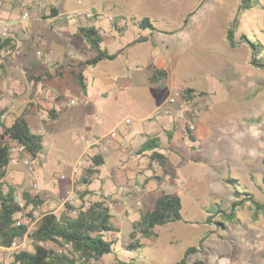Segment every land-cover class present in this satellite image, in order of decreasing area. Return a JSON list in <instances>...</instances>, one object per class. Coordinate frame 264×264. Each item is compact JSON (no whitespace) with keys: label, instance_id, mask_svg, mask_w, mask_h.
<instances>
[{"label":"rangeland","instance_id":"1","mask_svg":"<svg viewBox=\"0 0 264 264\" xmlns=\"http://www.w3.org/2000/svg\"><path fill=\"white\" fill-rule=\"evenodd\" d=\"M242 1L0 0V30L7 28L17 47L15 52L4 54L0 88H5L4 84H9L10 79L19 81L14 93H0L4 112L10 104L26 106L31 94L35 98L41 80H46V87L55 91L56 98L54 101L52 96L40 98L56 104L65 97V103H75L70 112H82L81 120L71 132L64 133V137L72 148L73 144L86 146L81 137L89 131L87 127L93 128L98 139H112L114 133L130 126L127 119L133 121L131 126L137 125V119L160 104V101L153 102L140 112L131 107L134 98L148 99L151 95L149 91L125 90L124 87H129L125 77L147 74L140 85L156 90V98L162 95L168 98L163 105L173 106L176 117L181 114L178 121L184 130L191 125L196 128L191 134L185 131L187 138L173 147L175 156L182 160L175 162L179 173L175 184L181 189L193 185L199 192H183V202L192 193H200L203 195L201 203L192 207L187 200L182 212L184 221L157 228L153 246L151 240L142 239L145 245L130 251L126 249L131 242L130 234L125 228L118 236L107 234L106 239L114 242L113 252L94 264H118V260H134L136 264H180L183 253L192 246L198 251L190 255L185 264L198 261L264 264V212L256 213L252 203L245 202L235 209L233 218L227 217L232 204L239 202L227 178L239 180V189L264 203V70L252 65V52L247 43L251 40L264 46V0H260L262 6L240 12ZM53 10L58 11L57 17H53ZM24 14L29 17L23 18ZM237 16L239 25L234 27L232 23ZM145 18L155 30L140 29L139 22ZM16 21L20 23L14 24ZM79 27L98 29L104 38L102 49L108 53L123 52L115 61L84 67L87 94L81 91L75 74L80 72L79 62L91 59L95 52L78 35ZM231 28L234 44L228 37ZM138 38H147V41L126 48ZM63 41L67 49L71 46L70 57L76 60L64 58V48L56 45ZM37 58L41 63L32 65ZM154 69L167 72L163 82L151 81L152 76L149 78L148 74H153ZM47 72L57 77L48 78ZM104 76L111 78L113 84L104 85ZM24 86L30 88L26 94L22 92ZM82 97L86 98L85 104ZM172 98L176 99L174 103ZM28 122L33 132L41 135L42 128L33 116L28 117ZM49 123L55 129L68 127L65 120ZM44 145L47 148V143ZM96 146L97 143L86 153L90 158L98 154ZM72 151L56 153L64 164L55 171L50 161L46 164L44 161L45 157L56 158L55 152L50 153L51 157L44 153L37 161L21 150L15 153L18 160L10 164L7 183L15 187L18 196L27 192L43 200L35 209L39 214L37 218L28 217L25 211L18 215V221L32 218L36 227L46 214L60 216L66 202L79 206L78 190L104 189L98 176L88 187L78 185L88 167L75 174L74 166L85 153L84 148L79 153ZM24 159L30 161L29 166L22 163ZM114 160L110 158L107 165L99 168L103 176L116 167ZM212 189L221 200L207 197ZM8 190L5 186L4 193ZM91 192L85 198L87 205L102 199L94 196L96 191ZM111 214L117 218L116 206H111ZM207 216H212L210 224L206 223ZM113 225L117 231V226L122 224L115 219ZM34 230L29 228L30 233ZM202 240L204 243L200 244ZM32 246L31 239L25 237L10 250L0 249V264H14L12 254L32 250Z\"/></svg>","mask_w":264,"mask_h":264},{"label":"trees","instance_id":"2","mask_svg":"<svg viewBox=\"0 0 264 264\" xmlns=\"http://www.w3.org/2000/svg\"><path fill=\"white\" fill-rule=\"evenodd\" d=\"M262 6L260 0H243L239 11H248L252 8ZM58 11L53 10V17H57ZM232 25H239L237 16ZM142 30H155L148 18L139 22ZM78 35L81 36L89 45L95 56L84 62H79L80 72L75 74V79L84 94H87L86 79L83 74L84 67H96L103 61H115L123 53L122 51L110 54L102 49L104 38L95 27H79ZM231 44L235 43L234 30L231 28L228 33ZM147 38H138L128 44L126 48L146 42ZM252 52V65L264 70V46L260 43L247 40ZM15 40L10 35L6 39H0V70L4 69V54L16 51ZM46 77L54 78L50 73ZM167 77V72L161 69H154L151 81L163 82ZM40 81V79H37ZM187 92H191L188 90ZM33 104H30L32 106ZM30 108H26L22 114L17 116L11 125H6L3 116L4 111H0V247L6 250L13 248L19 240L29 237L32 241V250H20L12 254L14 264H94L113 252L114 242L106 239V235L115 232L111 214V209L105 205L104 201L85 202V198L92 194L85 190L77 195L81 202L79 206H74L70 202L64 204V211L60 216L49 213L44 215L37 222L36 229L30 233L27 225H17L18 215L28 212V217H32L35 209L43 204L39 195L32 196L23 192L24 208H21L16 200L17 191L14 186L7 183V177L10 167V161L13 156V149L17 148L27 154L33 161L37 160L44 151L43 136L34 133L27 117ZM51 118H55L57 112L51 110ZM189 134V126H187ZM169 138L172 139L171 135ZM195 142V140H193ZM160 138L152 137L141 146L139 154L151 152L149 164H156L162 171V177L155 179L162 183L166 179L176 180L179 178L177 166L171 158L160 152ZM183 160H187L182 156ZM194 161L193 158H191ZM104 164V158L100 154L92 157L91 165L86 173L79 180L78 185L88 187L93 184L95 177L99 173V168ZM264 165V160H263ZM227 183L234 189V196L239 199L238 203H233L231 213L228 218H233L235 209L245 202H251L256 213L264 212V203L259 202L254 195L243 192L239 189V180L227 178ZM8 187V192L4 193V187ZM183 203L177 193L163 192L156 200L153 208L143 213L138 221L132 223V232L130 233L131 242L126 245L128 250H136L143 247L142 239L152 240L157 237L156 229L166 227L170 224L184 221ZM212 222V216L207 219V224ZM224 227V224L222 225ZM204 240L200 244H203ZM52 244V247H47ZM198 248L189 247L180 261L185 264L190 255L196 253ZM118 264H136L134 260L121 261ZM195 264H206L203 261Z\"/></svg>","mask_w":264,"mask_h":264},{"label":"crops","instance_id":"3","mask_svg":"<svg viewBox=\"0 0 264 264\" xmlns=\"http://www.w3.org/2000/svg\"><path fill=\"white\" fill-rule=\"evenodd\" d=\"M56 45L60 46V48H64L62 53L64 54L65 59H77L74 57H70L71 53L68 50L71 46H69V48L67 49L66 41H63V44L57 42ZM40 63L41 60L37 58L36 60H33L32 65L38 66ZM56 63L59 62L57 61ZM148 76L150 78L152 74H148ZM56 77L57 76H54V78ZM143 79H147V74H129L125 77V80L127 81V84L129 86L127 88L124 87L125 90L130 89L132 91H138L139 93L149 91L151 95V97H149L148 99L134 98L131 107L140 112L141 110L147 109L153 102L160 101L159 105L150 108L148 115H143V117L137 120L135 119L137 125L131 126L133 121L127 119V121H129L127 122V124L130 126L118 133L112 132L114 133L112 135V139H98L94 134L93 128L90 126L87 127L89 131L84 134V136L87 137L88 142L97 143L95 149H97L98 154L102 155L104 158V164L100 168L107 165V162L110 158L115 159L114 161L116 167L112 168L113 170H110L108 174H105L103 176L100 173L99 169L97 180L101 181L102 184H104V189L102 191H91H96L94 192V196H96L97 198L100 196L102 199L99 201H104L105 205L110 209L111 206L117 207V218L113 216L112 219V222L113 220L117 219V222L122 224L120 226H117V231L113 232V234L117 236L118 234H121L123 232L122 230L124 228L126 229V232L130 234L132 232V223L138 221L143 213L153 208L156 200L161 196L163 192L177 193L182 199L183 206L188 200L191 201L190 204L192 205V207H196L199 203H201L200 201H202L203 198V195H201L200 193V195L192 193V196L183 202V192H188L189 190L194 192L199 191L195 190L193 185H188L187 187L182 186V188L185 189H181L178 184H175L179 178L176 180L166 179L164 180V182L159 183L155 178L162 177L163 173L156 164H153L152 166L149 164V156L151 152L139 154L141 146L148 140V138L159 137L160 152L168 155L174 163L176 161L182 162L179 157L175 156L176 152L174 153L175 149L173 147L180 140H184L185 138H187L185 130L181 127V123L178 121L179 117H181V114H178V117H176L177 112L176 110H174L175 108H173V106L167 108L165 105H163L165 103L164 99L166 101V99L168 98H164L163 95L162 97L156 98L155 96L158 94L156 90H154L152 87L141 86L140 82ZM9 81V84H4L6 89L0 88V93H2V95L12 94L14 93V91L18 90L17 84L19 83V81H13L12 79H10ZM102 83L104 85H112L113 80L108 76H104ZM46 85H48V82L46 80H41V86L37 88L35 98L32 97L31 94V96L27 100L28 103L26 104V106H23L22 104H18L16 106L14 104H10V108H7V112L4 113L3 120L6 125H11L15 118L22 114V112L29 106V116H33L37 124L41 126V135L43 136L44 144L47 143V148H45L44 145L43 154L45 153L48 156L51 152H55L56 158H53L50 155V157L55 161H53L51 158H44L45 164L47 161H50L52 165L51 167L55 171L62 168L64 164V161H60L59 154L56 155V153H62L66 149L70 151L73 150L72 152L75 153H79L81 148H84L83 153H87L89 149L87 147V144H85L86 146H77V144H73L72 148L67 139L64 137V133L72 130L79 123V121L81 120L80 117L82 115V112L81 114L77 112H70V109L75 105V103H65V97L63 100L56 104L43 101L40 97L44 98L45 95H47L48 97L52 96V98H50L53 101L56 98V95L54 94L55 91H51V89H48L49 86L46 87ZM32 87H34L33 83ZM27 90H30V88L24 86L22 92L26 94ZM65 92H67V90ZM3 100H0V111H2V109L4 111L6 110L1 107ZM82 101L85 104L86 98L82 97ZM30 104L33 105L30 107ZM41 107L43 108L41 109ZM51 110H55L57 112L56 117L54 118L55 121H52L53 118H51V115L49 113ZM61 120H65L68 127H56L55 129L51 127L52 124L49 123ZM169 135H171L172 139L169 138ZM41 156L39 158H41ZM210 187L212 188L213 186ZM207 197L213 201L221 200L219 195L215 194L214 190ZM207 218L205 219L206 221ZM151 243L153 246V239L151 240ZM184 254L185 252L183 253V256Z\"/></svg>","mask_w":264,"mask_h":264},{"label":"built area","instance_id":"4","mask_svg":"<svg viewBox=\"0 0 264 264\" xmlns=\"http://www.w3.org/2000/svg\"><path fill=\"white\" fill-rule=\"evenodd\" d=\"M84 15H85V14H84ZM28 17H29V14H24V16H23V18H28ZM23 18H21V19H23ZM19 21H20V20H19ZM19 21L14 22V24H17V23L19 24V23H20ZM8 36H9V33H8L7 28L2 27L1 30H0V39H6ZM175 100H176L175 98H172V99H171V102L174 103ZM127 122H129V121H127ZM189 130H190V132H194V131L196 130V128H195L194 125H191V126L189 127ZM185 131L188 133L187 129H186ZM81 139H82L83 141L86 142L88 149H90V148L96 143V142H94V143H90V142H88L87 137L84 136V135L81 137ZM17 152H18V149H17V148H14V149H13V156H12V159H11V161H10V164H16V163H17V160H18V159H16L15 156H14L15 153H17ZM91 162H92V158H90V157L85 153V155H84L83 157H81V158L76 162V164H75V166H74V173H75V174H76V173H79L80 170L84 169L85 167H86V168L89 167V166L91 165ZM22 163H23L24 165H26V166H29V165H30V161H29L28 159H24ZM16 200H17V202L19 203L20 207H21V208H24V200H23V198H22L21 196H18V195H17ZM88 205H89V204H88ZM38 216H39L38 212L34 210V211H33V217H32V218H37ZM32 218H27V219H26L25 221H23V222L18 221V222H17V225L24 224V225H27L28 228H34V229H36V227H35L36 224L33 223ZM247 246L252 247L253 245H252L251 243H247ZM253 247H254V246H253ZM0 248H1V247H0Z\"/></svg>","mask_w":264,"mask_h":264}]
</instances>
